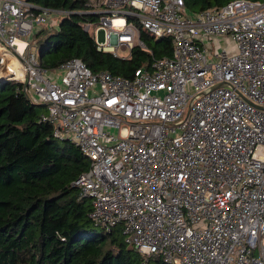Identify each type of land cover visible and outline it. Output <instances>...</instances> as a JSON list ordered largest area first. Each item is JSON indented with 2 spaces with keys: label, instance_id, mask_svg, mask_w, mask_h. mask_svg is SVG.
<instances>
[{
  "label": "built area",
  "instance_id": "built-area-1",
  "mask_svg": "<svg viewBox=\"0 0 264 264\" xmlns=\"http://www.w3.org/2000/svg\"><path fill=\"white\" fill-rule=\"evenodd\" d=\"M87 1L99 18L83 29L104 31L98 50H148L141 26L169 37L171 55L132 78L71 58L55 81L33 36L66 12L0 0V83H20L53 136L89 159L73 184L93 223L119 225L141 264H264V0L191 14L183 0ZM221 37L235 50L212 52Z\"/></svg>",
  "mask_w": 264,
  "mask_h": 264
},
{
  "label": "trees",
  "instance_id": "trees-1",
  "mask_svg": "<svg viewBox=\"0 0 264 264\" xmlns=\"http://www.w3.org/2000/svg\"><path fill=\"white\" fill-rule=\"evenodd\" d=\"M62 10L56 27L34 34L40 66L51 71L71 58L92 72L132 78L152 58L170 56L169 37L155 39L139 26L148 50L133 46L128 57L98 50L84 23L95 24L87 0H27ZM230 0H183L186 12L218 8ZM42 104L28 99L15 81L0 83V264H141L143 256L120 240V226L95 225L91 200L73 184L89 169V159L70 140L53 136L41 120ZM147 264H168L151 256Z\"/></svg>",
  "mask_w": 264,
  "mask_h": 264
},
{
  "label": "rangeland",
  "instance_id": "rangeland-1",
  "mask_svg": "<svg viewBox=\"0 0 264 264\" xmlns=\"http://www.w3.org/2000/svg\"><path fill=\"white\" fill-rule=\"evenodd\" d=\"M62 15L57 14L53 18L55 21H59ZM56 27V26H55ZM94 39L97 40L98 42H102L104 40V31L103 30H98L97 32L94 33ZM33 40L36 42L35 38L33 37ZM211 42V51L216 52V51H221L222 49H226L227 51H234L235 46L233 42H229V39H226V37H221L218 40H210ZM118 54L120 57H126L128 55V51H118ZM63 74L62 70H54V71H49L47 72V76L51 78L52 80H59V77ZM70 137L71 135H67ZM120 240L124 241V236L121 233Z\"/></svg>",
  "mask_w": 264,
  "mask_h": 264
},
{
  "label": "water",
  "instance_id": "water-1",
  "mask_svg": "<svg viewBox=\"0 0 264 264\" xmlns=\"http://www.w3.org/2000/svg\"><path fill=\"white\" fill-rule=\"evenodd\" d=\"M64 140H68V139H64Z\"/></svg>",
  "mask_w": 264,
  "mask_h": 264
},
{
  "label": "crops",
  "instance_id": "crops-1",
  "mask_svg": "<svg viewBox=\"0 0 264 264\" xmlns=\"http://www.w3.org/2000/svg\"><path fill=\"white\" fill-rule=\"evenodd\" d=\"M227 39V38H226Z\"/></svg>",
  "mask_w": 264,
  "mask_h": 264
}]
</instances>
